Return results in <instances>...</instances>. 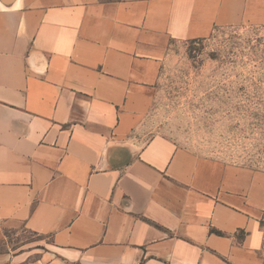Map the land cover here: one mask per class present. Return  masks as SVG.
<instances>
[{
  "label": "crops",
  "instance_id": "crops-1",
  "mask_svg": "<svg viewBox=\"0 0 264 264\" xmlns=\"http://www.w3.org/2000/svg\"><path fill=\"white\" fill-rule=\"evenodd\" d=\"M264 0H0V264H264V172L144 140L176 42Z\"/></svg>",
  "mask_w": 264,
  "mask_h": 264
},
{
  "label": "rangeland",
  "instance_id": "rangeland-1",
  "mask_svg": "<svg viewBox=\"0 0 264 264\" xmlns=\"http://www.w3.org/2000/svg\"><path fill=\"white\" fill-rule=\"evenodd\" d=\"M142 130L144 140L165 135L201 156L264 172V25L217 27L208 38L174 43ZM41 240L7 232L0 254Z\"/></svg>",
  "mask_w": 264,
  "mask_h": 264
}]
</instances>
